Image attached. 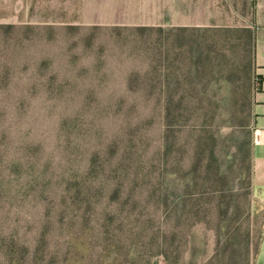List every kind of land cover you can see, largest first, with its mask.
I'll return each instance as SVG.
<instances>
[{"label": "rangeland", "instance_id": "obj_1", "mask_svg": "<svg viewBox=\"0 0 264 264\" xmlns=\"http://www.w3.org/2000/svg\"><path fill=\"white\" fill-rule=\"evenodd\" d=\"M157 8L0 0V264H254L252 50Z\"/></svg>", "mask_w": 264, "mask_h": 264}, {"label": "crops", "instance_id": "obj_2", "mask_svg": "<svg viewBox=\"0 0 264 264\" xmlns=\"http://www.w3.org/2000/svg\"><path fill=\"white\" fill-rule=\"evenodd\" d=\"M146 1H158L159 27L188 28L208 37L222 34L224 39L252 50V184L264 195V0ZM254 264H264V235Z\"/></svg>", "mask_w": 264, "mask_h": 264}]
</instances>
